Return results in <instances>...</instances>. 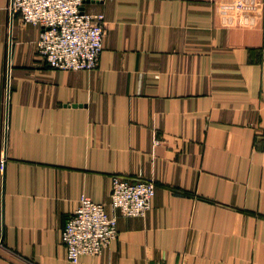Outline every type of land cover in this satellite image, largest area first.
Returning a JSON list of instances; mask_svg holds the SVG:
<instances>
[{
    "label": "crops",
    "instance_id": "0c3cea01",
    "mask_svg": "<svg viewBox=\"0 0 264 264\" xmlns=\"http://www.w3.org/2000/svg\"><path fill=\"white\" fill-rule=\"evenodd\" d=\"M9 3L0 264H73L67 219L83 194L111 212L113 176L153 178L152 209L79 264H264V0H86L93 71L52 69Z\"/></svg>",
    "mask_w": 264,
    "mask_h": 264
},
{
    "label": "built area",
    "instance_id": "2783aa9c",
    "mask_svg": "<svg viewBox=\"0 0 264 264\" xmlns=\"http://www.w3.org/2000/svg\"><path fill=\"white\" fill-rule=\"evenodd\" d=\"M85 1L10 0L9 9L12 21L19 17L24 24L41 29L36 49L52 69L93 71L100 64L106 17L86 12ZM4 165L2 152L1 171ZM155 195L153 178L132 181L121 176L112 177L111 212L83 194L62 232L68 260L79 264L82 256L103 254L117 239L119 218L145 217L152 209Z\"/></svg>",
    "mask_w": 264,
    "mask_h": 264
},
{
    "label": "water",
    "instance_id": "95a60500",
    "mask_svg": "<svg viewBox=\"0 0 264 264\" xmlns=\"http://www.w3.org/2000/svg\"><path fill=\"white\" fill-rule=\"evenodd\" d=\"M5 167V166H4ZM4 171V170H3Z\"/></svg>",
    "mask_w": 264,
    "mask_h": 264
}]
</instances>
